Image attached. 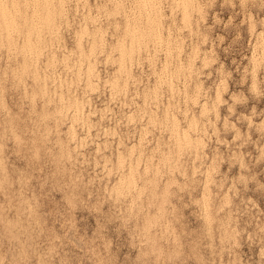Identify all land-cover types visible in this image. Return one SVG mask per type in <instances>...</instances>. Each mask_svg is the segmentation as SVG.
Here are the masks:
<instances>
[{
  "label": "rangeland",
  "instance_id": "374dc122",
  "mask_svg": "<svg viewBox=\"0 0 264 264\" xmlns=\"http://www.w3.org/2000/svg\"><path fill=\"white\" fill-rule=\"evenodd\" d=\"M2 1L0 264H264V0Z\"/></svg>",
  "mask_w": 264,
  "mask_h": 264
},
{
  "label": "bare ground",
  "instance_id": "6f19581e",
  "mask_svg": "<svg viewBox=\"0 0 264 264\" xmlns=\"http://www.w3.org/2000/svg\"><path fill=\"white\" fill-rule=\"evenodd\" d=\"M9 1H11V0H9ZM20 1H23V0H20ZM26 1H27V0H26ZM32 1H33V0H32ZM42 1H43V0H42ZM44 1H45V0H44ZM49 1H50V0H49ZM111 1L113 2L114 0H111ZM135 1H136V0H135ZM137 1H138V0H137ZM169 1H170V0H169ZM188 1H189V0H188ZM2 2L4 3L5 1L3 0ZM2 2H1V3H2ZM7 2H8V1H6L5 4H7ZM12 2L14 3V0H12ZM12 2H10V3H12ZM28 2H29V1H28ZM28 2H27V3H28ZM34 2H35V1H34ZM40 2H41V0H40ZM46 2H48V1H46ZM46 2H43V3H46ZM52 2H53V0H52ZM63 2H64V0H63ZM65 2H66V1H65ZM80 2H81V1H80ZM117 2H119V1H117ZM138 2H140V1H138ZM138 2H137V3H138ZM141 2H144V1H141ZM146 2H147V1H146ZM153 2H154V0H153ZM172 2H173V0H172ZM13 3H12V4H13ZM35 3H36V2H35ZM84 3H85V2H84ZM119 3H120V2H119ZM156 3H157V2H156ZM173 3H174V2H173ZM180 3H181V2H180ZM194 3H195V2H194ZM14 4H15V3H14ZM16 4H18V3H17V0H16ZM22 4H23V2H22ZM25 4H26V3H25ZM28 4H30V2H29ZM31 4H32V3H31ZM38 4H39V3H37V6H38ZM120 4H121V3H120ZM151 4H152V3H151ZM158 4H159V3H158ZM192 4H193V3H192ZM195 4H196V3H195ZM1 5H2V4H1ZM3 5H4V4H3ZM7 5H8V4H7ZM41 5H42V4H41ZM41 5H40V6H41ZM54 5H55V4H54ZM112 5H113V4H112ZM115 5H116V4H115ZM142 5H143V4H142ZM172 5H174V4H172ZM175 5H176V3H175ZM15 6H17V5H15ZM35 6H36V5H35ZM35 6H33V7H35ZM42 6H43V5H42ZM55 6H56V5H55ZM57 6H59V5H57ZM60 6H61V5H60ZM62 6H64V5H62ZM134 6H135V5H134ZM139 6H140V5H139ZM143 6H145V5H143ZM178 6H179V4H178ZM191 6H192V5H191ZM0 7H1V6H0ZM11 7H12V6H11ZM19 7H20V6H19ZM113 7H114V6H113ZM137 7H138V6H137ZM156 7H158V6H156ZM195 7H196V6H195ZM16 8H17V10H18V7H16ZM16 8H15V9H16ZM26 8H27L26 11H28V8H29V7H26ZM40 8H41V7H40ZM40 8L38 7V9H37L39 12H40V10H39ZM43 8H44V10H45V13H48V8H45V7H43ZM54 8H57V7H54ZM59 8H60V7H59ZM62 8H63V7H62ZM120 8H121V7H120ZM153 8H154V7H153ZM180 8H182V7H180ZM186 8H187V7H186ZM197 8H198V7H197ZM0 9H1V8H0ZM9 9H10V7H9ZM9 9H8V10H9ZM20 9H21V8H19V10H20ZM22 9H24L23 6H22ZM60 9H61V8H60ZM101 9H102V8H101ZM132 9H133V8H132ZM134 9H135V8H134ZM141 9H142V8H141ZM144 9H145V8H144ZM150 9H151V8H150ZM150 9H149V11H150ZM182 9H184V8H182ZM12 10H13V9H12ZM30 10H31V7H30ZM35 10H36V9H35ZM46 10H47V11H46ZM117 10H119V9H117ZM145 10H146V9H145ZM191 10H192V8H191ZM1 11H2V10H1ZM1 11H0V12H1ZM20 11H21V10H20ZM32 11H33V10H32ZM42 11H43V10L41 9V12H42ZM141 11H143V10H141ZM157 11H158V9H157ZM183 11H184V10H183ZM50 12H51V10H50ZM151 12H152V11H151ZM158 12H159V11H158ZM7 13H8V12H7ZM34 13H36V12H34ZM155 13H157V12H155ZM5 14H6V13H5ZM5 14H4L3 12H1V14H0V20H2L1 17H2V18L5 17ZM14 14H15V13H14ZM14 14H13V17H14ZM24 14L27 15L28 13H24ZM40 14H41V13H40ZM50 14H52V13H50ZM62 14H63V13H62ZM97 14H98V13H97ZM142 14H143V13H142ZM17 15H18V14H17ZM19 15H20V13H19ZM29 15H30V14H29ZM35 15H36V14H35ZM118 15H119V14H118ZM133 15H134V14H133ZM137 15L139 16V14H137ZM153 15H154V14H153ZM21 16H22V15H21ZM30 16H32V14H31ZM33 16H34V15H33ZM47 16H48V14H47ZM134 16H135V15H134ZM141 16H142V15H141ZM144 16H145V15H144ZM13 17H12V18H13ZM38 17H39V16H37V18H38ZM61 17H62V16H61ZM181 17H182V16H181ZM183 17H184V16H183ZM8 18H9V16H8ZM15 18H16V17H15ZM22 18H23V17H22ZM42 18H43V17H42ZM63 18H64V17H63ZM83 19H84V18H83ZM127 19H128V18H127ZM132 19H133V18H132ZM135 19H136V18H135ZM140 19H141V18H140ZM142 19H143V18H142ZM148 19H149V18H148ZM151 19H152V17H151ZM12 20H13V19H12ZM18 20H19V19H18ZM24 20H25V19H24ZM24 20H23V21H24ZM31 20H32V19H31ZM34 20L36 21L37 19L34 18ZM40 20H41V19H40ZM42 20H43V19H42ZM50 20H52V19H49V20H48L49 23H50ZM125 20H126V19H125ZM133 20H134V19H133ZM138 20H139V19H138ZM184 20H185V18H184ZM8 21H9V20H8ZM46 21H47V20H46ZM46 21H44V24H45ZM127 21H128V20H127ZM182 21H183V20H182ZM185 21H187V20H185ZM185 21H184V22H185ZM3 22H4V21H3ZM21 22H22V21H21ZM42 22H43V21H42ZM128 22H129V21H128ZM138 22H139V21H138ZM138 22H136V23H138ZM149 22H150V21H149ZM0 23H2V21H1ZM5 23H6V21H5ZM49 23H48V24H49ZM144 23H145V22H144ZM185 23H186V22H185ZM19 24H22V23H20V21H19ZM24 24H26V22H25ZM38 24H39V23H38ZM40 24H41V22H40ZM42 24H43V23H42ZM138 24H139V23H138ZM140 24H141V22H140ZM2 25H3V24H1V26H2ZM22 25H23V24H22ZM27 25H28V23H27ZM30 25H32V24H30ZM13 26H14V25H13ZM28 26H29V25H28ZM36 26H37V25H36ZM40 26H41V25H40ZM40 26H38V27L41 28L42 26H41V27H40ZM43 26H44V25H43ZM45 26H46V24H45ZM49 26H50V25H49ZM60 26H61V25H60ZM138 26H139V25H138ZM144 26H145V24H144ZM147 26H149V25H147ZM11 27H12V26H11ZM25 27H26V26H25ZM50 27H51V26H50ZM116 27H117V26H116ZM17 28H19L18 25H17ZM23 28H24V26H23ZM33 28H34V27H33ZM51 28H52V27H51ZM117 28H118V27H117ZM136 28H137V27H136ZM136 28H134V29H136ZM145 28H146V27H145ZM149 28H151V27H149ZM156 28H157V27H156ZM9 29H10V28H9ZM11 29H12V28H11ZM28 29H29V27H28L27 29L24 28V30H28ZM36 29H37V28H36ZM42 29H44V27H43ZM45 29L47 30V28H45ZM49 29H50V28L48 27V30H49ZM126 29H127V27H126ZM143 29H144V28H143ZM147 29H148V28H147ZM0 30H1V29H0ZM12 30H13V29H12ZM17 30H18V29H17ZM24 30H23V31H24ZM32 30H33V29H32ZM37 30H38V29H37ZM8 31H9V30H8ZM43 31H44V30H43ZM54 31H55V29H54ZM3 32H4V31H3ZM26 32H27V31H26ZM30 32H31V31H30ZM30 32H29V33H30ZM34 32H35V31H34ZM38 32H39V31H37V33H38ZM44 32H46V31H44ZM132 32H133V30H132ZM142 32L144 33V31H142ZM151 32H152V31H151ZM17 33H18V32H17ZM29 33H28V34H29ZM37 33H36V34H37ZM54 33H56V32H54ZM138 33H139V32H138ZM148 33H149V32H148ZM154 33H155V32H154ZM3 34H4V33H3ZM5 34H6V33H5ZM7 34H8V33H7ZM11 34H13V33H11ZM14 34H15V30H14ZM18 34H19V33H18ZM32 34H33V33H32ZM32 34H30V37H32V36H31ZM36 34H35V35H36ZM38 34H40V33H38ZM43 34H44V33H43ZM47 34H49L48 31H47ZM56 34H57V33H56ZM97 34H98V33H97ZM144 34H145V33H144ZM150 34H151V33H150ZM15 35H16V34H15ZM19 35H20V34H19ZM23 35H24V33H23ZM25 35H26V37H27V34H25ZM25 35H24V37H25ZM126 35H127V34H126ZM137 35H138V34H137ZM156 35H157V34H156ZM13 36H14V35H13ZM20 36H21V35H20ZM39 36H40V35H39ZM43 36H44V35H43ZM47 36H48V35H47ZM131 36H132V35H131ZM131 36H130V37H131ZM133 36H134V35H133ZM140 36H141V35H140ZM145 36H146V34H145ZM145 36H144V37H145ZM157 36H158V35H157ZM157 36H156V37H157ZM1 37L4 38L2 35H1ZM1 37H0V39H1ZM18 37H19V36H18ZM35 37H36V36H35ZM49 37H50V36H49ZM92 37H93V36H92ZM124 37H125V36H124ZM126 37H127V36H126ZM7 38H8V37H7ZM21 38H22V37H21ZM21 38H20V39H21ZM28 38H29V37H28ZM33 38H34V37H33ZM38 38H39V37H38ZM40 38H41V37H40ZM42 38H43V37H42ZM152 38H153V37H152ZM152 38H151V39H152ZM29 39H30V38H29ZM36 39H37V37H36ZM95 39L97 40V38H95ZM130 39H131V38H130ZM145 39H146V37H145ZM145 39H144V40H145ZM1 40H2V39H1ZM3 40H4V39H3ZM21 40H22V39H21ZM43 40H44V39H43ZM90 40H92V39H90ZM153 40H154V39H153ZM157 40H158V39H157ZM6 41H7V40L5 39V42H6ZM27 41H28V40H27ZM31 41H32V40H31ZM33 41H34V40H33ZM39 41H40V40H39ZM15 42H16V41H15ZM25 42H26V41H25ZM36 42H37V41H35V43H36ZM45 42H46V41H45ZM126 42H127V41H126ZM152 42H154V41H152ZM159 42H160V41H159ZM8 43H9V42H8ZM12 43H13V42H12ZM12 43H11V44H12ZM30 43H31V42H30ZM33 43H34V42H33ZM35 43H34V44H35ZM38 43H39V42H38ZM97 43H98V42H97ZM118 43H119V42H118ZM141 43H142V42H141ZM157 43H158V42H157ZM168 43H170V42H168ZM4 44H5V43H4ZM31 44H32V43H31ZM41 44H43V43H41ZM94 44H95V43H94ZM0 45H1V44H0ZM38 45H39V44H38ZM118 45H119V44H118ZM136 45H137V44H136ZM164 45H165V44H164ZM168 45H169V44H168ZM6 46H9V45H6ZM22 46H24V45H22ZM26 46H27V45H26ZM43 46H44V45H43ZM24 47H25V46H24ZM27 47H29V45H28ZM34 47H35V46H34ZM119 47H120V46H119ZM137 47H138V46H137ZM139 47H140V46H139ZM142 47H143V45H142ZM145 47H146V46H145ZM89 48H90V47H89ZM170 48H171V47H170ZM0 49H1V48H0ZM14 49H15V48H14ZM22 49H23V48H22ZM24 49H25V48H24ZM142 49H143V48H142ZM26 50H27V48H26ZM36 50H37V49H36ZM36 50H35V51H36ZM122 50H123V49H122ZM122 50H120V51H122ZM136 50H137V49H136ZM18 51H20V50H18ZM28 51H29V50H28ZM37 51H38V50H37ZM41 51H42V50H41ZM90 51H91V50H90ZM113 51H114V50H113ZM125 51H126V48H125ZM137 51H138V50H137ZM137 51H136V52H137ZM140 51H141V50H140ZM12 52H14V51H12ZM52 52H53V51H52ZM110 52H111V51H110ZM15 53H16V52H15ZM23 53H24V51H23ZM25 53H26V51H25ZM25 53H24V54H25ZM27 53H28V52H27ZM31 53H32V52H31ZM31 53L28 55V58H29V56H31ZM37 53H38V52H37ZM114 53H115V52H114ZM114 53H113V54H114ZM122 53H123V52H122ZM170 53H171V49H170ZM21 54H22V53H21ZM32 54H33V53H32ZM70 54H71V53H70ZM79 54H80V53H79ZM8 55H9V54H8ZM10 55H11V54H10ZM22 55H23V54H22ZM53 55H54V54H53ZM81 55H82V54H81ZM87 55H88V53H87ZM90 55H91V54H90ZM119 55H120V54H118V57H119ZM125 55H126V54H125ZM130 55H132V53H131ZM166 55H167V53H166ZM39 56H40V55H39ZM42 56H43V55H42ZM91 56H92V55H91ZM116 56H117V55H116ZM121 56H123V55H120V57H121ZM168 56H169V55H168ZM37 57H38V56H37ZM53 57H54V56H53ZM126 57H127V56H126ZM10 58H11V57H10ZM12 58H13V57H12ZM28 58H26V59H28ZM81 58H83V56H82ZM26 59H25V60H26ZM32 59H33V58H32ZM53 59H54V58H53ZM86 59H87V58H86ZM121 59H123V58H121ZM28 60H29V59H28ZM30 60H31V59H30ZM123 60H124V59H123ZM23 61H24V60H23ZM34 61H35V60H34ZM37 61H38V60H37ZM37 61H36V62H37ZM91 61H92V60H91ZM15 62H16V61H15ZM36 62H35V63H36ZM46 62H47V61H46ZM50 62H51V61H50ZM25 63H26V62H25ZM51 63H52V62H51ZM78 63H79V62H78ZM86 63H87V61H86ZM86 63H84V64H86ZM117 63H118V62H117ZM119 63H120V62H119ZM30 64H31V62H30ZM121 64H122V63H121ZM125 64H126V63H125ZM130 64H131V63H130ZM31 65H32V64H31ZM31 65H30V66H31ZM34 65H35V64H34ZM76 65H77V64H76ZM117 65H118V64H117ZM123 65H124V63H123ZM67 66H68V65H67ZM80 66H81V65H80ZM85 66H86V65H85ZM85 66H84V67H85ZM91 66H92V65H91ZM127 66H128V65H127ZM25 67H26V66H25ZM37 67H38V66H37ZM52 67H53V66H52ZM70 67L72 68V66H70ZM78 67H79V64H78ZM119 67H121V66L119 65ZM119 67H118V68H119ZM35 68H36V67H35ZM29 69H32V67L29 68ZM33 69H34V68H33ZM33 69H32V70H33ZM36 69H37V68H36ZM65 69H66V68H65ZM85 69H86V68H85ZM32 70H30V71H32ZM34 70H35V69H34ZM47 70H48V69H47ZM77 70H79V69H77ZM15 71H16V70H15ZM75 71H76V70H75ZM79 71H80V70H79ZM87 71H88V70H87ZM87 71H86V72H87ZM125 71H126V70H125ZM73 72H74V70H73ZM122 72H123V70H122ZM186 72H187V71H186ZM80 73H81V72H80ZM82 73H83V70H82ZM128 73H129V72H128ZM128 73H127V74H128ZM13 74H14V73H13ZM125 74H126V73H125ZM125 74H124V75H125ZM127 74H126V75H127ZM34 75H35V74H34ZM75 75H76V74H75ZM78 75H79V74H78ZM89 75H91V74L89 73ZM92 75H94V74L92 73ZM126 75H125V76H126ZM83 76L85 77V74H84ZM32 77L34 78L33 74H32ZM90 77H91V76H90ZM90 77H89V79H90ZM96 77H97V76H96ZM126 77H127V76H126ZM52 78H53V77H52ZM92 78H93V77H92ZM92 78H91V79H92ZM85 79H86V78H85ZM93 79H94V78H93ZM97 80H98V79H97ZM87 81H88V80H86L85 82H87ZM91 81H92V80H91ZM95 82H96V81H95ZM161 83H162V82H161ZM92 84H93V83H92ZM87 87H88V86H87ZM63 90H64V89H63ZM44 99H45V98H44ZM58 102H59V101H58ZM60 103H61V102H60ZM67 105H68V103H67ZM74 106H75V105H74ZM69 107H70V106H69ZM70 108H71V107H70ZM70 108H69V109H70ZM201 108H202V107H201ZM67 109H68V108H67ZM79 109H80V108H79ZM72 110H73V109H72ZM75 111H76V110H75ZM201 113H203V112L201 111ZM201 113H200V114H201ZM72 114H73V113H72ZM73 115H74V114H73ZM76 115H77V114H76ZM72 117H73V116H72ZM76 117H77V116H76ZM58 118H59V117H58ZM71 119H72V118H71ZM75 120H77V119H75ZM77 121H78V120H77ZM82 122H83V121H82ZM170 122H171V121H170ZM172 122H173V121H172ZM81 125H82V124H81ZM170 125H172V124H170ZM173 125H174V124H173ZM83 127H84V126H83ZM190 127H191V126H190ZM170 130H171V129H170ZM172 130H173V129H172ZM170 134H171V133H170ZM187 134H188V133H187ZM181 135H182V133H181ZM174 137L176 138V136H174ZM178 137H179V136H178ZM179 138H180V137H179ZM190 138H191V137H190ZM182 139H183V138H182ZM187 139H188V138H187ZM178 140H179V139H178ZM183 141H184V140H183ZM174 142H175V141H174ZM188 142H189V141H188ZM175 143H176V145H177V142H175ZM181 143H182V142H181ZM181 143H180V144H181ZM181 145H182V144H181ZM190 146H191V145H190ZM191 148H192V147H191ZM192 152H193V151H192ZM193 156H194V155H193ZM178 157H179V156H178ZM116 165H117V164H116ZM117 166H118V165H117ZM127 171H128V170H127ZM127 178H128V177H127Z\"/></svg>",
  "mask_w": 264,
  "mask_h": 264
}]
</instances>
